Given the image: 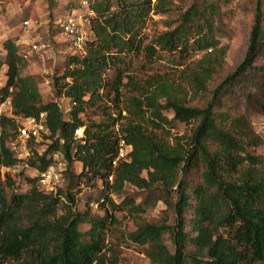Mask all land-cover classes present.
<instances>
[{
  "label": "trees",
  "instance_id": "obj_1",
  "mask_svg": "<svg viewBox=\"0 0 264 264\" xmlns=\"http://www.w3.org/2000/svg\"><path fill=\"white\" fill-rule=\"evenodd\" d=\"M177 1L87 0L94 13L91 36L84 53L66 54L51 76L57 101L44 98L38 78L27 73L19 38L1 43L0 105L9 100L10 115L0 117V169L18 163L8 145L17 134L16 117L44 114L48 144L41 151L40 143L30 145L27 169L42 171L60 154L67 188L46 193L37 176L20 172L16 176L28 189L16 193L15 175L4 174L0 264H120L119 251L105 239L118 223L117 212L133 217L128 238L145 248L149 264H264V155L255 154L262 140L234 103L238 93L246 105L257 103L264 89V0L254 1L247 50L230 74L223 73L226 53L217 30L233 0H190L185 9ZM78 10L76 0H65L55 19ZM152 16L168 19L147 43L144 31ZM52 34H60L54 24ZM140 56L145 69L165 60L175 70L140 74L134 67ZM218 79L209 101L192 105ZM58 99L68 102L66 114ZM176 122L187 127L181 135L172 133ZM121 141L125 155L118 159ZM74 164L80 168L75 181ZM74 182L100 183L97 205L103 216L75 211ZM127 185L145 192L141 202L128 195L118 203L111 198ZM159 201L174 211L173 226L166 224V211L157 222L141 217ZM166 233L173 252L164 242Z\"/></svg>",
  "mask_w": 264,
  "mask_h": 264
},
{
  "label": "rangeland",
  "instance_id": "obj_2",
  "mask_svg": "<svg viewBox=\"0 0 264 264\" xmlns=\"http://www.w3.org/2000/svg\"><path fill=\"white\" fill-rule=\"evenodd\" d=\"M255 0H233V2L224 9V13L218 22L217 39L219 42V48L223 49L226 53L225 56V68L224 74H230L235 68L242 62L247 50L248 33L251 27V19L253 15ZM65 0H0V60L5 56V52L1 47V43L7 38L18 37L22 42L37 43L42 45L46 54L43 60H33L28 65L27 73L38 78L40 81L39 89L44 98H54L55 91L51 83V76L60 67L63 58L69 53V46L60 35L52 34V27L55 21V17L59 14V7H62ZM190 0H178V7L183 9L187 8ZM175 18V15L169 19ZM168 16H152L148 21L146 29L144 31L147 37V43L150 42L155 34L163 31L164 21H167ZM29 20V26H23V22ZM203 53L191 56L188 63L198 59ZM142 66L144 68H142ZM134 67L140 74L147 72L146 75L152 73H166L174 72L175 69L169 67L167 62H156L154 66L146 67V63L142 56L135 60ZM220 79L211 83L208 87V91L198 97L196 101L192 103L195 106H204L211 97L212 90L219 84ZM238 95L234 98L236 107L241 108L246 112L247 118L250 122L251 128L254 133L262 140V145L255 150V154L264 155V89L258 95V102L246 105L242 101L241 96ZM57 101V99H56ZM60 109L64 114L69 110V104L67 101H59ZM10 109L8 105H0V117L9 116ZM165 115L171 119L172 114L167 111ZM122 116L127 117L126 112H122ZM187 130V127L183 124L176 122L172 133L174 135H181ZM10 139V138H9ZM9 142V140H8ZM48 144L44 138L40 142V151L44 148V145ZM9 145V143H8ZM79 164H74L73 180H76V174L79 171ZM22 174L26 176L33 175L34 172L30 169H20ZM5 169H0V179L3 180ZM15 184L13 191L16 193H24L28 187L24 185L22 176H14ZM60 188H67L66 182L60 184ZM100 183L95 185L84 186L78 185L75 182L70 188V192L75 194V211L83 213L86 209H89L93 217L103 216L104 212L97 205L98 198L101 192ZM131 196L135 199L136 203L142 201L145 196V192L133 188L131 186H125L123 191L119 194L112 195V199L115 202H119L124 196ZM176 197L174 195L173 201ZM160 211H166L165 205L159 201L155 207H149L146 212L141 215L147 222H157L164 219ZM166 224L173 226L175 224V213L173 210L166 211ZM118 223L110 226L106 231V245L107 247L116 248L119 251V263L120 264H149L148 259L145 256V248L133 244L128 234L135 230V224L131 215L126 213H115ZM189 219L190 214L185 215L184 231H189ZM88 229L87 224H83L80 227L82 232ZM164 242L168 249L174 251V243L169 233L164 235ZM6 264H14L8 262Z\"/></svg>",
  "mask_w": 264,
  "mask_h": 264
},
{
  "label": "built area",
  "instance_id": "obj_3",
  "mask_svg": "<svg viewBox=\"0 0 264 264\" xmlns=\"http://www.w3.org/2000/svg\"><path fill=\"white\" fill-rule=\"evenodd\" d=\"M80 4V10L72 14L55 19L54 26L60 29V36L69 46V52L74 54L84 53L85 40L91 36L90 20L94 16L87 0H76ZM29 20L23 22V26H29ZM18 44L23 48L20 50V56L27 63L33 60H43L46 54L44 47L37 43H26L18 40ZM10 109L9 100L5 103ZM17 134L9 143L15 158L18 160L17 165L12 168L5 169L11 176L19 174L20 169H27L26 160L31 156L30 145H37L42 138L48 134L44 124V114H40L39 118H22L16 117ZM82 129L76 130L77 137L82 136ZM125 155V144L120 142V150L118 159H123ZM65 169V162L60 154H53L51 163L44 170H33L34 176L38 177V185L41 190L46 193H55L62 183V173Z\"/></svg>",
  "mask_w": 264,
  "mask_h": 264
}]
</instances>
